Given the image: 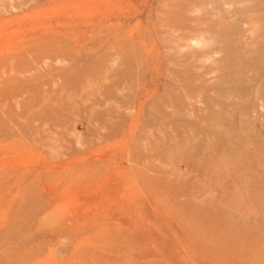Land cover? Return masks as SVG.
Masks as SVG:
<instances>
[{
    "label": "rangeland",
    "instance_id": "374dc122",
    "mask_svg": "<svg viewBox=\"0 0 264 264\" xmlns=\"http://www.w3.org/2000/svg\"><path fill=\"white\" fill-rule=\"evenodd\" d=\"M0 147L36 252L264 264V0H0Z\"/></svg>",
    "mask_w": 264,
    "mask_h": 264
},
{
    "label": "bare ground",
    "instance_id": "6f19581e",
    "mask_svg": "<svg viewBox=\"0 0 264 264\" xmlns=\"http://www.w3.org/2000/svg\"><path fill=\"white\" fill-rule=\"evenodd\" d=\"M2 169L3 156L0 147V264H88L83 253V238L75 239L74 243L72 239L69 246L51 242L54 237L51 236L47 251L41 253L33 249L38 226L32 218H28L29 214L21 217L25 213L18 204H2ZM12 226L15 227L10 229Z\"/></svg>",
    "mask_w": 264,
    "mask_h": 264
}]
</instances>
